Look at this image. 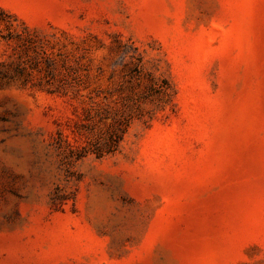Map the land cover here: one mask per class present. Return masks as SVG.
Wrapping results in <instances>:
<instances>
[{
	"label": "rangeland",
	"instance_id": "rangeland-1",
	"mask_svg": "<svg viewBox=\"0 0 264 264\" xmlns=\"http://www.w3.org/2000/svg\"><path fill=\"white\" fill-rule=\"evenodd\" d=\"M0 18V264H264V0Z\"/></svg>",
	"mask_w": 264,
	"mask_h": 264
},
{
	"label": "trees",
	"instance_id": "trees-1",
	"mask_svg": "<svg viewBox=\"0 0 264 264\" xmlns=\"http://www.w3.org/2000/svg\"><path fill=\"white\" fill-rule=\"evenodd\" d=\"M2 19L0 18V21H1Z\"/></svg>",
	"mask_w": 264,
	"mask_h": 264
}]
</instances>
